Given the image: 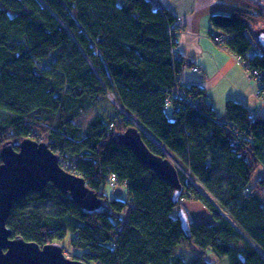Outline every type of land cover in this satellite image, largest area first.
<instances>
[{
	"label": "trees",
	"instance_id": "trees-1",
	"mask_svg": "<svg viewBox=\"0 0 264 264\" xmlns=\"http://www.w3.org/2000/svg\"><path fill=\"white\" fill-rule=\"evenodd\" d=\"M229 1L238 8L212 14L211 25L229 36L230 53L264 72V3ZM177 26L156 0H0V163L6 143L19 150L43 140L101 201L88 210L48 185L14 204L13 237L42 247L71 234L64 250L86 264H264V117L228 100L220 122L205 89L182 83L200 105L175 98L168 117L175 76L193 64L172 54ZM52 57L50 68L38 66ZM105 99L110 111L86 128L76 123ZM136 125L162 148L143 135L153 153L178 166L179 192L118 143ZM111 173L127 200L106 193ZM182 198L205 205L215 222L192 221ZM180 245L199 257L185 262Z\"/></svg>",
	"mask_w": 264,
	"mask_h": 264
},
{
	"label": "water",
	"instance_id": "water-1",
	"mask_svg": "<svg viewBox=\"0 0 264 264\" xmlns=\"http://www.w3.org/2000/svg\"><path fill=\"white\" fill-rule=\"evenodd\" d=\"M264 3V0H258ZM264 47V31L257 36ZM114 100L113 95L108 96ZM143 135L160 145L138 125L119 134L118 143L131 150L139 161L163 182L171 185L178 192L182 185L178 166L172 158L153 153L144 142ZM0 163V264H86L70 259L65 255L64 246L52 243L40 246L35 242L25 241L22 237H13L7 227L14 204L31 192H43L48 185H54L64 194H70L80 205L88 210L100 206L97 193L85 179L73 172L66 171L60 165V156L54 153L48 142L25 139L16 150L12 142L3 146ZM211 202L206 193L201 191Z\"/></svg>",
	"mask_w": 264,
	"mask_h": 264
},
{
	"label": "crops",
	"instance_id": "crops-1",
	"mask_svg": "<svg viewBox=\"0 0 264 264\" xmlns=\"http://www.w3.org/2000/svg\"><path fill=\"white\" fill-rule=\"evenodd\" d=\"M156 1L173 13L177 17L178 24L183 28L177 39L181 56L203 70V74L183 71L181 83L187 86L198 85L205 89L209 104L215 113L216 104L225 108L228 100H236L244 104L249 111L256 110V116L264 117V108L257 109V101L251 85L245 77L244 69L233 58L235 56L219 48L216 49L211 42L214 28L210 23V16L217 12L215 0ZM225 121L226 118L223 122ZM124 193L126 189L122 186L119 196L122 197ZM185 204L187 210L204 212L207 223L215 222L210 212H207L199 202L188 201Z\"/></svg>",
	"mask_w": 264,
	"mask_h": 264
},
{
	"label": "rangeland",
	"instance_id": "rangeland-1",
	"mask_svg": "<svg viewBox=\"0 0 264 264\" xmlns=\"http://www.w3.org/2000/svg\"><path fill=\"white\" fill-rule=\"evenodd\" d=\"M242 1L243 3V7H246L248 8V4H245L247 2V0H240ZM216 2V5H217V12L216 13H219V14H224V15H228L230 13L233 12V10L236 9V7L238 8V5L235 6L233 4H231V2L229 0H215ZM220 6H223V7H220ZM242 6V5H240ZM219 7V8H218ZM211 23V22H210ZM259 26H262L264 27V24H260ZM262 31L264 30V28H261L259 27ZM213 35L214 34H218L219 32L216 31L215 29L213 30ZM213 46L217 49L219 48L220 50H222L223 52H226L227 54H229L230 52L229 51H224L222 47L220 46H217L215 45V43L213 41H211ZM233 56V54H232ZM235 60H237V62H239L241 68L242 67V61L241 60H238L237 57H233ZM55 57H52L48 60H43V61H39L38 62V66L40 68H50L52 66V63L54 61ZM166 113L168 115V117L170 119H172L173 117V113H174V109L172 107H166ZM215 109H216V114H217V118L220 122H223L225 120V108L223 107H220L219 104H216L215 106ZM111 110V107H110V104H109V100H102L101 102H99L96 106L92 107L91 109H89L88 111L84 112L80 117H78L76 119V123L79 124L80 126H82L83 128H86V126L88 125V123L93 119L95 118L98 114H101L103 112H108ZM218 172V176H223V172H222V169L221 168H218L217 170ZM203 191V189H201ZM120 191V190H119ZM106 193L109 195V196H115L113 194V190L111 189V187H107L106 188ZM204 193L207 194V196H209V198L211 200L214 201V199L212 198V196L207 192V191H204ZM123 200H127L128 196H127V193H124L123 196L121 197ZM188 202V201H187ZM191 202H196V201H191ZM215 202V201H214ZM202 204V203H201ZM203 205V204H202ZM53 204L50 203L47 205L46 208L50 209L52 208ZM204 208L207 210V212H210L209 209L203 205ZM186 209L188 208L187 207V204H185L184 206ZM188 211V216L190 217V219L194 222H197V223H207V218H206V215L204 212H200L199 210L197 211H190V210H187ZM212 215V214H211ZM72 237L71 234L68 235V237L66 238V240L64 242L61 243L62 246H68V243H69V239ZM65 255L70 258V259H73L72 258V252L69 251V250H66L65 252ZM177 255L181 258H183V260L187 263H191L192 261H194L197 257H199L200 253L198 250H196L193 246H187V245H180L178 246L177 248ZM207 258H210V257H207ZM223 264H228V261L227 260H224L223 261Z\"/></svg>",
	"mask_w": 264,
	"mask_h": 264
},
{
	"label": "built area",
	"instance_id": "built-area-1",
	"mask_svg": "<svg viewBox=\"0 0 264 264\" xmlns=\"http://www.w3.org/2000/svg\"><path fill=\"white\" fill-rule=\"evenodd\" d=\"M171 31V30H170ZM183 31V28L178 24V26L176 27V32L180 33ZM229 36H227L226 34H223L221 32H219L218 34H214L212 36V40L213 42L222 47L224 50H227V46L226 43L229 41ZM174 42H176V39H174ZM174 57H180L181 54L178 50V48H174L173 52H172ZM238 60L242 61V67L244 69L245 72V77L248 81V83L251 85V89L253 91L254 97L256 98L257 101V109L260 108H264V72L259 70V69H255V68H251L249 66H247L245 64V62L237 57ZM182 71H190L194 74H203V70L194 64H184L182 66ZM180 99L183 100L184 103L186 104H191L194 107H198L200 105V99L195 97L194 95L190 94L188 92V90L185 88L184 85L181 84V76L179 74H177V76H175V84L171 89V92L167 94L166 98H165V106L166 107H172L173 106V99ZM180 104V103H178ZM178 111L181 110V104L180 106L178 105L177 107ZM256 113L257 111H250V117L254 118L256 117ZM232 134H234L235 136H237V133L234 131ZM40 142H43V140H41ZM61 167L64 168L66 171L72 172V170L65 164H61ZM188 180H191L189 174L185 173ZM108 185L113 189V194L116 197H120L119 196V190L122 189V186L119 185L118 182V177L114 174L111 173L108 178ZM188 198H182L181 202H187Z\"/></svg>",
	"mask_w": 264,
	"mask_h": 264
}]
</instances>
